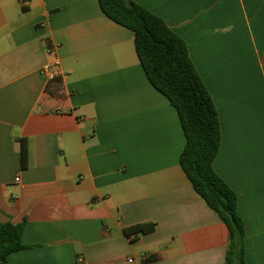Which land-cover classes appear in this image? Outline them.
Instances as JSON below:
<instances>
[{"label":"crops","instance_id":"0c3cea01","mask_svg":"<svg viewBox=\"0 0 264 264\" xmlns=\"http://www.w3.org/2000/svg\"><path fill=\"white\" fill-rule=\"evenodd\" d=\"M130 1L185 42L246 264H264V0ZM133 39L98 0H0V226L23 223L26 246L6 264H226L229 231L182 171L178 116ZM55 59L50 94L40 69Z\"/></svg>","mask_w":264,"mask_h":264},{"label":"trees","instance_id":"16d2710c","mask_svg":"<svg viewBox=\"0 0 264 264\" xmlns=\"http://www.w3.org/2000/svg\"><path fill=\"white\" fill-rule=\"evenodd\" d=\"M98 4L108 19L132 31L136 55L149 83L176 111L185 138L179 165L195 193L229 231L226 264H246L245 225L237 211V195L213 168L221 140L218 114L185 42L159 17L130 0H98ZM48 92L56 94L58 88L52 86ZM21 159L23 163L24 147ZM23 229V223L0 226V264L26 248ZM153 231V224L137 225L124 234L134 239Z\"/></svg>","mask_w":264,"mask_h":264},{"label":"built area","instance_id":"2783aa9c","mask_svg":"<svg viewBox=\"0 0 264 264\" xmlns=\"http://www.w3.org/2000/svg\"><path fill=\"white\" fill-rule=\"evenodd\" d=\"M51 49L47 50V53H50ZM59 62L54 60L52 63L44 64L40 69V74L45 78L46 88L54 86L56 79L59 77L60 72L58 71ZM15 182H18V178L15 179ZM78 261H81V258L78 257ZM131 262V260H129Z\"/></svg>","mask_w":264,"mask_h":264}]
</instances>
